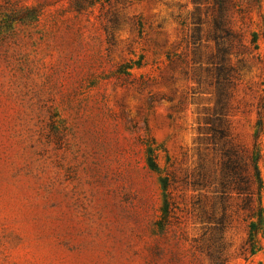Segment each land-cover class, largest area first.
Instances as JSON below:
<instances>
[{"label": "rangeland", "instance_id": "1", "mask_svg": "<svg viewBox=\"0 0 264 264\" xmlns=\"http://www.w3.org/2000/svg\"><path fill=\"white\" fill-rule=\"evenodd\" d=\"M199 6L0 0V264H264V224L251 253L258 217L216 195L232 142L264 209V0L230 5L226 51Z\"/></svg>", "mask_w": 264, "mask_h": 264}, {"label": "trees", "instance_id": "2", "mask_svg": "<svg viewBox=\"0 0 264 264\" xmlns=\"http://www.w3.org/2000/svg\"><path fill=\"white\" fill-rule=\"evenodd\" d=\"M103 0H74V8L77 11H83L89 7ZM204 0H193L196 6V10H200L199 3ZM234 0H214L215 14L213 17V27L207 34L209 38H213L217 41L219 50H224L225 41L237 35L231 28L229 20L227 18L228 9ZM196 14V11L194 12ZM194 27L190 34V39L196 46V42L201 40L203 31V19L198 16L194 18ZM226 51V50H224ZM222 119V116L219 118ZM223 136H225L226 130L224 128H216ZM223 155L221 160V176L218 184L216 185V195L220 198L227 197V194L237 193L238 196H242L245 202V206L252 209L250 213L251 217H258L257 222L252 221L248 232L247 243L250 246V252L253 253L256 248V235L263 228L264 224V209L258 198V207L253 208L252 205L256 200V195H259L263 180L260 175L258 167L259 155L255 152L248 155L249 163L253 166L254 172L250 173L247 164L243 161V154L239 152L236 146L231 142L230 146L223 148ZM149 166L154 170H159L155 161L153 149L150 150ZM167 182H164V196H165V208L164 213H168V194H167ZM257 185V186H256ZM232 196V195H231ZM259 197V196H258Z\"/></svg>", "mask_w": 264, "mask_h": 264}]
</instances>
